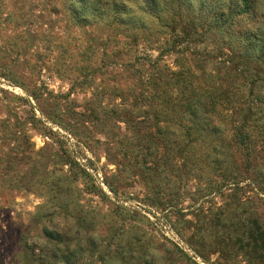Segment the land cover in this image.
<instances>
[{
  "label": "rangeland",
  "instance_id": "1",
  "mask_svg": "<svg viewBox=\"0 0 264 264\" xmlns=\"http://www.w3.org/2000/svg\"><path fill=\"white\" fill-rule=\"evenodd\" d=\"M236 1L0 0V264H264V0Z\"/></svg>",
  "mask_w": 264,
  "mask_h": 264
},
{
  "label": "trees",
  "instance_id": "2",
  "mask_svg": "<svg viewBox=\"0 0 264 264\" xmlns=\"http://www.w3.org/2000/svg\"><path fill=\"white\" fill-rule=\"evenodd\" d=\"M239 7L240 10H239ZM254 5H253V2L252 0H239V1H236L233 5V9L235 12L237 13H240V14H247L248 12H251L252 14H254ZM230 11V10H229ZM229 11H225L226 15L228 14ZM224 12V11H223ZM233 12V10H232ZM227 18H228V15H227ZM234 25V23H231ZM235 28L237 31L234 32V34L239 37H242L244 36V30H242L241 28L238 29V26L235 24ZM261 42V40H259ZM257 41V42H259ZM260 238H261V241H263L262 237H261V234H260Z\"/></svg>",
  "mask_w": 264,
  "mask_h": 264
}]
</instances>
